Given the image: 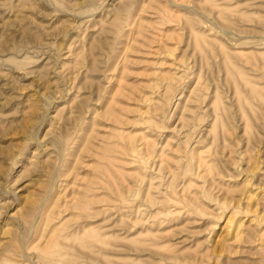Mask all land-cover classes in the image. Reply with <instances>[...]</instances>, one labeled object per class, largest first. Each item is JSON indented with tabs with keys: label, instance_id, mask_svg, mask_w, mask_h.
Returning <instances> with one entry per match:
<instances>
[{
	"label": "rangeland",
	"instance_id": "374dc122",
	"mask_svg": "<svg viewBox=\"0 0 264 264\" xmlns=\"http://www.w3.org/2000/svg\"><path fill=\"white\" fill-rule=\"evenodd\" d=\"M0 264H264V0H0Z\"/></svg>",
	"mask_w": 264,
	"mask_h": 264
}]
</instances>
